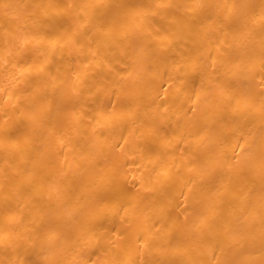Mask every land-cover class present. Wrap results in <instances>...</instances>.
<instances>
[{
    "label": "bare ground",
    "instance_id": "1",
    "mask_svg": "<svg viewBox=\"0 0 264 264\" xmlns=\"http://www.w3.org/2000/svg\"><path fill=\"white\" fill-rule=\"evenodd\" d=\"M0 264H264V0H0Z\"/></svg>",
    "mask_w": 264,
    "mask_h": 264
}]
</instances>
